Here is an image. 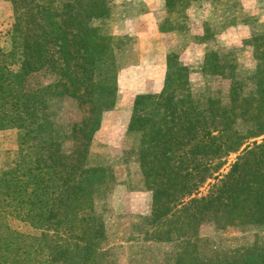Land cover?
I'll return each instance as SVG.
<instances>
[{
  "label": "trees",
  "instance_id": "1",
  "mask_svg": "<svg viewBox=\"0 0 264 264\" xmlns=\"http://www.w3.org/2000/svg\"><path fill=\"white\" fill-rule=\"evenodd\" d=\"M7 1L15 23L12 50L0 48V133H15L16 147L0 164V264H112L101 203L115 173L88 164L119 90L122 41L105 25L111 2ZM193 1L167 0V10ZM247 44L256 65L245 78L224 58L204 65L231 81L228 92L194 94L190 70L171 51L163 91L135 100L129 131L142 138L126 160L153 193L152 213L135 231L171 246L166 264H264V32ZM43 71L56 79L31 87ZM64 96L83 111L69 132L56 128L49 107ZM205 222L214 237L200 235Z\"/></svg>",
  "mask_w": 264,
  "mask_h": 264
},
{
  "label": "rangeland",
  "instance_id": "2",
  "mask_svg": "<svg viewBox=\"0 0 264 264\" xmlns=\"http://www.w3.org/2000/svg\"><path fill=\"white\" fill-rule=\"evenodd\" d=\"M110 2L112 17L105 25L112 32L115 21L148 10L149 4L148 0ZM155 3L160 8L149 22L152 27L156 23L161 27L166 25V32L161 35L162 43L167 53L173 51L178 54L180 62L190 70V87L194 94L209 90L224 93L230 89V80L204 72L206 63H215L224 58L237 66L239 79L253 73L256 63L253 49L247 42L254 34L264 32V0H197L188 9L180 7L171 13L167 10V0H155ZM14 23L13 4L0 0V48L6 53L13 47ZM207 29L210 30L208 35ZM120 38L123 44L122 78L115 106L103 115L101 127L90 148L88 164L92 167H111L115 173V181L108 186L101 203L112 264H166L165 257L171 246L143 242L135 231L137 225H145L146 218L152 213L153 193L142 189L137 165L126 160L128 153L138 150L142 138V132L129 131L137 95L136 89L128 82L130 77L127 70L140 64L146 65L147 60L148 67L139 71H144L150 77L153 60L148 56L144 62L140 61L137 39ZM13 69L17 70L18 66ZM139 77L135 74L134 80ZM55 79L56 75L43 71L33 74L28 84L31 87L46 86ZM49 107L57 129L69 132L74 124L82 121L83 111L77 101L68 96L50 100ZM15 147V133H0V164L6 156L5 151ZM63 149L70 153L73 143H64ZM239 155H231L227 159L223 174L229 171ZM208 189L209 186H206L201 192L206 194ZM199 232L204 238L214 237L216 226L213 222H205ZM230 232L235 235L233 230Z\"/></svg>",
  "mask_w": 264,
  "mask_h": 264
},
{
  "label": "crops",
  "instance_id": "3",
  "mask_svg": "<svg viewBox=\"0 0 264 264\" xmlns=\"http://www.w3.org/2000/svg\"><path fill=\"white\" fill-rule=\"evenodd\" d=\"M148 10L139 12L130 17H126L123 20H118L114 22L115 30L113 29V35L116 37H128L137 39L138 43V55H140V61L144 62L145 57H148L153 60L152 74L151 78L147 77V74L144 71H139L148 67V61L146 60V65L140 64L139 66L129 67L127 70V76L130 78L128 82L131 83L136 89L135 95H145V94H159L163 91L166 74H167V56L166 48L163 45L162 41V27L155 24L152 27L151 19L154 18L156 12H158L160 5L155 3V0H148ZM162 3L161 6H163ZM125 24V25H124ZM151 25V29H150ZM113 26V27H114ZM122 27H124L122 30ZM153 28V29H152ZM112 31V30H111ZM122 40V39H121ZM123 47V44H122ZM126 48V47H125ZM123 51H121L120 56ZM140 76L141 79L138 81L134 80V75ZM146 74V75H144ZM122 72L120 71L118 83L121 82Z\"/></svg>",
  "mask_w": 264,
  "mask_h": 264
}]
</instances>
